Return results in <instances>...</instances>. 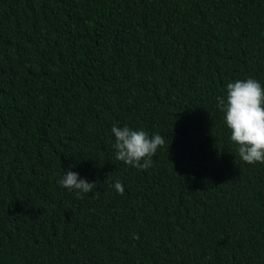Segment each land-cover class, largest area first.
<instances>
[{
	"label": "trees",
	"instance_id": "1",
	"mask_svg": "<svg viewBox=\"0 0 264 264\" xmlns=\"http://www.w3.org/2000/svg\"><path fill=\"white\" fill-rule=\"evenodd\" d=\"M249 77L264 0H0V264H264V163L217 101ZM114 125L164 138L148 169Z\"/></svg>",
	"mask_w": 264,
	"mask_h": 264
},
{
	"label": "clouds",
	"instance_id": "2",
	"mask_svg": "<svg viewBox=\"0 0 264 264\" xmlns=\"http://www.w3.org/2000/svg\"><path fill=\"white\" fill-rule=\"evenodd\" d=\"M226 87V99L217 97L218 107L224 113L231 141L238 145L239 157L249 164L264 163V85L249 77L229 82ZM111 131L116 138L113 145L116 159L138 169H148L158 146L165 143L159 134L149 137L144 130H133L127 125H114ZM58 182L78 195L91 192L95 187V182L89 183L71 170L65 172ZM114 187L121 195L124 193L120 181H116ZM133 238L139 239V236L134 234Z\"/></svg>",
	"mask_w": 264,
	"mask_h": 264
}]
</instances>
